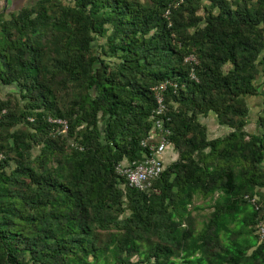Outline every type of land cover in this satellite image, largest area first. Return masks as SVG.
<instances>
[{
	"label": "trees",
	"instance_id": "trees-1",
	"mask_svg": "<svg viewBox=\"0 0 264 264\" xmlns=\"http://www.w3.org/2000/svg\"><path fill=\"white\" fill-rule=\"evenodd\" d=\"M166 80L177 84L164 115L176 158L149 188L131 187L117 165L142 158ZM253 95L264 105V0L0 11V264H264ZM211 112L225 135L209 137L200 118ZM196 198L211 200L200 229Z\"/></svg>",
	"mask_w": 264,
	"mask_h": 264
},
{
	"label": "built area",
	"instance_id": "built-area-1",
	"mask_svg": "<svg viewBox=\"0 0 264 264\" xmlns=\"http://www.w3.org/2000/svg\"><path fill=\"white\" fill-rule=\"evenodd\" d=\"M192 59V56L187 58V60ZM169 86L176 87L177 84L172 80H166L153 87L157 103L155 115H153L154 130L141 142L143 148L145 149L142 158L137 161L125 160L119 162L117 165V171L120 175L126 178L127 183L131 187L138 189L149 188L152 180L157 178L165 169L164 154L167 149L171 147V142L169 140L171 130L169 127L165 126L164 118L165 111L167 109L165 104V91ZM4 112L5 110H3V113ZM50 120L61 124V132H66L69 129V125L66 120ZM251 201L255 202V198H252ZM256 232L259 236V241L264 244V220H260L257 223Z\"/></svg>",
	"mask_w": 264,
	"mask_h": 264
},
{
	"label": "rangeland",
	"instance_id": "rangeland-1",
	"mask_svg": "<svg viewBox=\"0 0 264 264\" xmlns=\"http://www.w3.org/2000/svg\"><path fill=\"white\" fill-rule=\"evenodd\" d=\"M35 0H0V11L6 10L7 13L18 10L23 5H30ZM228 66H226L227 68ZM16 88L13 86H4L1 95L5 96L6 93H12ZM246 101L249 105V117L246 130L250 133H257L259 131L258 117L263 112V98L261 95L247 96ZM200 120L207 125L209 137H218L225 135L229 128L219 124L215 113L211 112L208 116H201ZM264 190V189H263ZM210 199L196 198L195 206L199 208L194 209V214L197 216V226L202 228L205 220L207 219L211 207Z\"/></svg>",
	"mask_w": 264,
	"mask_h": 264
},
{
	"label": "crops",
	"instance_id": "crops-1",
	"mask_svg": "<svg viewBox=\"0 0 264 264\" xmlns=\"http://www.w3.org/2000/svg\"><path fill=\"white\" fill-rule=\"evenodd\" d=\"M176 158V152L172 148H168L164 154L165 161L173 160Z\"/></svg>",
	"mask_w": 264,
	"mask_h": 264
}]
</instances>
